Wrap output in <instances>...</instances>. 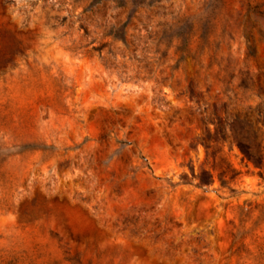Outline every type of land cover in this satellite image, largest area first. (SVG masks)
Returning <instances> with one entry per match:
<instances>
[{
    "label": "rangeland",
    "instance_id": "obj_1",
    "mask_svg": "<svg viewBox=\"0 0 264 264\" xmlns=\"http://www.w3.org/2000/svg\"><path fill=\"white\" fill-rule=\"evenodd\" d=\"M0 264H264V0H0Z\"/></svg>",
    "mask_w": 264,
    "mask_h": 264
},
{
    "label": "trees",
    "instance_id": "obj_2",
    "mask_svg": "<svg viewBox=\"0 0 264 264\" xmlns=\"http://www.w3.org/2000/svg\"><path fill=\"white\" fill-rule=\"evenodd\" d=\"M239 147L242 150V152L245 154V156L249 159V160H255V153H254V148L252 145L246 143L245 141H238ZM208 148H210V146L208 145ZM209 175V177H208ZM207 176V177H205ZM210 177H212V175H210L207 171H204V177H201L200 180V184H204V183H208L210 182Z\"/></svg>",
    "mask_w": 264,
    "mask_h": 264
}]
</instances>
